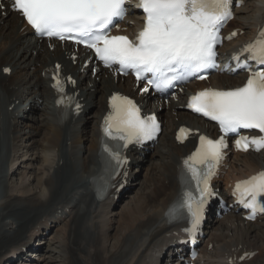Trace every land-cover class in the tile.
Wrapping results in <instances>:
<instances>
[{"label": "snow or ice", "instance_id": "obj_1", "mask_svg": "<svg viewBox=\"0 0 264 264\" xmlns=\"http://www.w3.org/2000/svg\"><path fill=\"white\" fill-rule=\"evenodd\" d=\"M125 4L126 0H12V9L35 33L82 44L106 68L115 65L122 74L131 71L138 81L150 73L147 82L159 91L191 77L206 79L204 71L215 67L220 29L231 18V0H139L145 20L134 41L127 36L110 35L112 27L127 14ZM243 52L264 65V29ZM233 59L237 67L249 70L246 83L231 90L205 89L192 96L188 104L193 111L217 122L223 134L217 140L200 136L199 148L184 161L199 193L198 198L187 193L184 201L192 231L199 226L207 198L212 195L209 180L227 148L228 135L238 137V150L248 151L250 146L255 151L264 149V69L250 70L239 55ZM59 67L56 65L57 73L52 79L56 90L63 92ZM111 109L103 132L106 137L123 141L122 147L150 140L158 131L155 117L142 118L140 109L127 97L113 95ZM241 129H255L261 135L249 138L240 134ZM110 155L118 166L127 162L114 151ZM198 164L204 167L197 168ZM236 193L253 213L264 212V171L238 183Z\"/></svg>", "mask_w": 264, "mask_h": 264}, {"label": "bare ground", "instance_id": "obj_2", "mask_svg": "<svg viewBox=\"0 0 264 264\" xmlns=\"http://www.w3.org/2000/svg\"><path fill=\"white\" fill-rule=\"evenodd\" d=\"M247 1L248 7L238 11L239 16L235 26L254 31L264 7V0ZM20 23L21 20L11 14L5 19L0 12V69L10 67L14 74L11 80L4 77L0 81V88L2 94L11 97L16 96L21 83L27 82L29 77L37 81L36 71L24 73L21 69L30 70V65L37 67L41 63L51 66L55 62H66L63 50L68 49L58 47L54 52L48 50L43 54L29 55L28 50L32 44L25 37L29 31L24 30L20 34L23 39L20 40L17 37L23 29V24ZM247 36L246 34L244 38ZM27 55L31 57L26 59ZM77 70L74 69V71ZM75 76L77 79L85 77ZM225 83L235 85L237 82L219 76H214L212 79V86L216 88H224ZM81 88L84 90L83 97L97 104L96 110L87 119L91 120L89 125H92L93 117L99 114L101 101L107 96L120 90L134 92L128 81H116L107 74L96 78L91 76L85 78L81 83ZM38 93L45 94L47 97L50 94L47 87H43ZM137 98L143 105H146L142 96L137 95ZM167 114L164 113L163 116L166 120L172 121L174 125L184 123L196 130L206 131L205 125L195 119L186 116H180L178 119V116L173 117L172 113ZM9 119L10 117L5 125L6 134L0 144V261L4 254L12 252L14 245L28 239L31 230L37 229L47 215L59 210L63 204L70 205L79 194H82L81 205L74 210L57 232V236L62 240L58 253L63 256L65 264H146L145 259L152 243L151 232L162 226L164 209L176 193L173 183L176 174L175 166L178 159L190 152L192 147L187 145L177 148L168 145L157 149L154 153L160 157L159 162L157 161L159 167L155 174L145 170L141 181L143 183L148 172L154 174L147 187L143 185V188H146L143 200L141 198L135 202H128L125 208L113 214L116 217L111 221L106 208L103 206L94 209L89 196L82 189L85 178L96 172L94 142L87 139V156L81 155L78 161L65 162L60 170H55L56 151L59 147L66 150L69 137L63 136L61 130L56 127L52 111L46 108L40 117L31 118L19 135L18 133L16 135L21 136L22 134L20 137L22 139L30 138L32 143L27 148L29 151L27 157L30 161H39V166L32 168L28 162L25 165L28 171L20 172L18 183L13 184L8 177V168L11 156L17 153L18 148L11 144L10 135L13 134V130ZM40 136H42L41 139L37 140L36 137ZM63 156L62 153L59 158ZM153 160L155 157L152 158L149 167L155 163ZM250 160L246 158L245 162ZM261 160L262 157H255L253 162L259 165L258 162ZM237 171L241 170L237 169ZM165 181H169L170 187L174 188L167 193L164 191ZM133 196L135 195L133 194L132 198ZM17 208L19 212L18 210L16 212ZM30 220L32 224L27 223ZM233 222L230 224V222L218 221L219 227L208 232L211 239L217 240L219 237V243L224 247L221 249L222 253L227 248H239L242 244L264 248V229L242 224L238 219ZM118 227L120 231L123 230L120 238L113 234ZM50 259L52 263L53 261L56 263V259Z\"/></svg>", "mask_w": 264, "mask_h": 264}, {"label": "rangeland", "instance_id": "obj_3", "mask_svg": "<svg viewBox=\"0 0 264 264\" xmlns=\"http://www.w3.org/2000/svg\"><path fill=\"white\" fill-rule=\"evenodd\" d=\"M41 137H42V136H40V137H36V139H37V140H38V139H41ZM154 154H155V153H154ZM156 154H157V153H156ZM152 158H153V156H151L150 161L148 162V164L151 163ZM158 162H159V161H158ZM152 166H153L152 169L147 168V170H149V172H152V173L155 174V172L157 171V169H158V167H159V163H153L152 165H150V167H152ZM147 170H146V171H147ZM149 172H148V174L146 175L145 180L143 181V183H142V182L138 183V185H137L138 190L136 189V190H135L136 192L134 193L135 196H133V198H132V195H131V198L128 199L127 203H125V204L122 203V204L120 205L119 209H118L117 211L115 210L114 213H118V212H120L123 208H125V207L128 205V202H135V201H137V200H139V199H141V198H142V200H143V198H144V190L146 189V188H143V185H144L145 187H147V184H148L149 180H150L151 177L154 175V174H152V173L149 174ZM33 184H34V183H33ZM115 217H116V216H115ZM212 225L214 226L213 229L215 230L217 227H219L220 224H218V223H213ZM122 232H123V230L121 229V231H120V228L118 227L116 230L113 231V234H114L115 237H119V236H121ZM119 238H120V237H119ZM116 240H118V239H116ZM116 240H115V241H116ZM53 260H54V258H53ZM51 262H52V261H51ZM58 264H62V263H61V262H60V263L58 262Z\"/></svg>", "mask_w": 264, "mask_h": 264}]
</instances>
